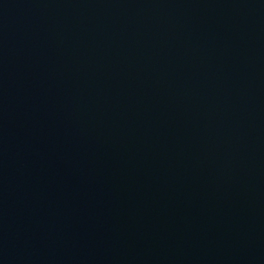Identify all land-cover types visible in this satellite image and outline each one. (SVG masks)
Masks as SVG:
<instances>
[{"label":"water","instance_id":"1","mask_svg":"<svg viewBox=\"0 0 264 264\" xmlns=\"http://www.w3.org/2000/svg\"><path fill=\"white\" fill-rule=\"evenodd\" d=\"M0 264H264V0H0Z\"/></svg>","mask_w":264,"mask_h":264}]
</instances>
